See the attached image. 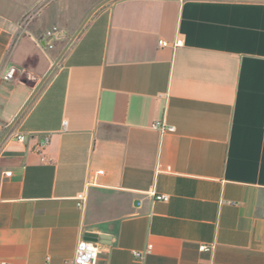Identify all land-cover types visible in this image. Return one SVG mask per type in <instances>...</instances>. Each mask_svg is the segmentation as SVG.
<instances>
[{
	"label": "crops",
	"instance_id": "0c3cea01",
	"mask_svg": "<svg viewBox=\"0 0 264 264\" xmlns=\"http://www.w3.org/2000/svg\"><path fill=\"white\" fill-rule=\"evenodd\" d=\"M102 1L0 0V264H264V0Z\"/></svg>",
	"mask_w": 264,
	"mask_h": 264
},
{
	"label": "built area",
	"instance_id": "2783aa9c",
	"mask_svg": "<svg viewBox=\"0 0 264 264\" xmlns=\"http://www.w3.org/2000/svg\"><path fill=\"white\" fill-rule=\"evenodd\" d=\"M33 15H34V11L26 12V14L24 15V17L22 19V24L28 23L33 18ZM57 30H58V28L55 26L52 29L47 31V37L50 38V40L46 43V46H48L49 48H52L54 46L52 40L58 37L57 36V33H58ZM159 44L162 46L178 47V46L183 44V40L181 38H177L173 42H169L168 40L161 39V40H159ZM17 71H18V69L16 66H14V65L11 66L5 72L4 79L8 80V81L14 80L17 76ZM152 127L161 133L173 132L176 130V127L174 125L168 124L163 119L155 120L152 123ZM17 137L19 140L25 139L24 134H18ZM49 142H50V135L47 134L43 137V140L40 143L41 152H43L45 150V148L48 146ZM102 172H103V170H98L97 173H102ZM10 173L11 172H7L8 175ZM153 194L155 196V199H157V200H163V201L169 200L168 194H165V193L164 194H157L154 192H153ZM86 198H87L86 191L79 192V194L76 197L77 204L79 207L84 206ZM151 249H152L151 245H149L145 250L134 249L133 254L136 258L143 259L147 253L151 252ZM213 249H214L213 243L202 242L199 244V250H201V251L211 252V251H213ZM98 253H99V249H98L97 244L92 239L82 236L79 239L78 244H77L76 254H75V257L73 260V264H95ZM1 264H7V263L2 262ZM44 264H51L49 257L46 258V262ZM217 264H220V263H217Z\"/></svg>",
	"mask_w": 264,
	"mask_h": 264
},
{
	"label": "water",
	"instance_id": "95a60500",
	"mask_svg": "<svg viewBox=\"0 0 264 264\" xmlns=\"http://www.w3.org/2000/svg\"><path fill=\"white\" fill-rule=\"evenodd\" d=\"M108 1H111V0H103L100 4H98L92 11H91V13H90V15L91 14H93L101 5H103V4H105V3H107ZM90 17V16H89ZM88 17V18H89ZM87 18V19H88ZM65 33H66V31L65 30H63L62 31V33H61V35L60 36H58V38H63L64 36H65ZM73 38H75V36L73 37ZM57 62H55V64H56ZM49 73L50 72H48V74L45 76V78H44V80L46 79V77L49 75ZM44 80H42L39 84H38V86L34 89V91H33V93L31 94V97H30V100L33 98V96L38 92V90L40 89V87H41V85H42V83L44 82ZM24 108H25V106H24ZM23 108V109H24ZM22 111V110H21ZM21 111L17 114V116L13 119V121L10 123V125H9V128H8V131L10 130V128L14 125V123H15V121L17 120V118L19 117V115L21 114ZM7 131V132H8Z\"/></svg>",
	"mask_w": 264,
	"mask_h": 264
}]
</instances>
